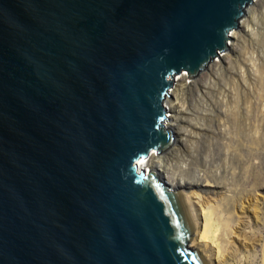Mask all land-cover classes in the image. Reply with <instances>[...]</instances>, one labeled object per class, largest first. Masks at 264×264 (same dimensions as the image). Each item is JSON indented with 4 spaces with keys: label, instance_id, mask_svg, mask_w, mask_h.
<instances>
[{
    "label": "water",
    "instance_id": "water-1",
    "mask_svg": "<svg viewBox=\"0 0 264 264\" xmlns=\"http://www.w3.org/2000/svg\"><path fill=\"white\" fill-rule=\"evenodd\" d=\"M255 0H0V264H211L140 160Z\"/></svg>",
    "mask_w": 264,
    "mask_h": 264
},
{
    "label": "bare ground",
    "instance_id": "bare-ground-1",
    "mask_svg": "<svg viewBox=\"0 0 264 264\" xmlns=\"http://www.w3.org/2000/svg\"><path fill=\"white\" fill-rule=\"evenodd\" d=\"M257 1L258 0L254 1L247 8V14L244 18L243 25L241 28L234 30L231 41L236 39V34H250L252 38L254 36V41L256 40V42H260L259 44L262 43L264 45V30L261 33L257 27H254V22L262 16L261 12L256 13L255 3ZM260 7H262V10L264 11V4ZM261 19L264 20L263 17ZM260 33L261 36H259ZM241 41L242 40H238L240 43ZM229 48L230 44L228 49ZM263 55L264 54H262V56ZM222 56L224 55H220L212 62H218ZM262 56L260 57L261 62L264 61ZM252 64L251 65L254 70V72L252 71V77L256 80L255 82L259 84L256 86L254 85L256 84L254 82L252 86L254 90V92H252L253 94L248 96H239L240 84H247V79L242 76L243 74H241L239 75L237 81H232L233 93L230 96L224 98L223 100H214L212 102L216 110L214 120L217 123V132H222V137L226 139V143L222 146V148H225V165L229 168V175L226 172V175L215 173L213 174L214 176H209L204 174L203 171L201 173V170H197L195 158L196 154L192 151L193 143L190 139H194V137L196 138V133H191V131L186 128H179L180 124L185 122V120L181 121L179 119L180 115L185 116L187 121L188 119H192L188 116L189 112H186L184 109L185 101L183 99V95L185 89H187L185 86L188 83H191L188 80L190 76L187 73L182 74V76H180L181 78L177 80L174 87V95L168 101L169 109L174 114L175 121L168 123L167 126L172 128L173 131L177 132L180 136H183L182 139L180 137L179 141L168 151L163 153H153L147 160H140V167L145 174H149L151 172L157 173L158 176L165 179L170 187L176 192L181 193L179 190L195 189V191H192L190 196L191 199L194 198V201L196 202L193 205V207L196 208L195 249L205 253L211 264H222V260L224 258L230 254H235L233 237L235 234L239 233L238 229L244 226V222L240 220L242 209L240 210L239 208H243L247 202L249 204L250 201L256 199L255 190L258 187H264V174H257L254 168L251 170L252 166L249 164L244 165L243 159L240 156L242 155L241 151L248 153V155L245 154L244 162H246L247 159L252 156L260 158V155L264 152V136L260 135L261 132L264 131V71L262 70V68L264 69V66L260 65L258 61L256 62V60L253 61ZM258 94H260V98L257 100L259 103L257 110L260 123L252 126L250 115L252 116L253 111L255 110L252 99ZM201 101L203 100L201 99ZM206 111L207 107L203 109L204 113L201 114L202 118L208 117V114L205 113ZM207 120L210 122V118ZM183 145L188 148L186 153L190 155L191 159L185 158V160H183L178 166V171H175L172 168L171 163L172 160H174L173 154H177L174 149L177 146ZM169 151L172 153L168 154ZM259 164L261 163L259 162ZM187 174L195 175V178H186ZM229 180L231 184L235 183L236 187L224 189L225 193H220L217 200L210 198V196H207L205 199H199L200 196L198 191L204 189L200 185L202 181L206 182V184L212 183L216 191H221L223 190L224 181L228 182ZM246 180L249 182V189H240L237 185ZM190 197L189 199L186 198L188 204ZM245 197L246 199H244ZM237 209H239V213L237 212ZM251 210H253L256 214L259 211H256L253 207ZM211 256L214 258L212 257L213 259H211Z\"/></svg>",
    "mask_w": 264,
    "mask_h": 264
},
{
    "label": "rangeland",
    "instance_id": "rangeland-1",
    "mask_svg": "<svg viewBox=\"0 0 264 264\" xmlns=\"http://www.w3.org/2000/svg\"><path fill=\"white\" fill-rule=\"evenodd\" d=\"M255 4L256 13L261 12L262 16L254 22V27H257V29L262 33L264 30V20L261 18H264V11L260 6L264 4V0H258ZM261 33L259 36H261ZM235 37L237 40L233 39L230 42V48L221 54L224 56H222L218 62H211L209 67L206 68V70H204L200 76L195 78L189 77L188 80L191 83H188L185 86L187 89H185L183 99L186 105V107L184 105V109L186 112H189L190 115L188 114V116H190L192 119H188L187 121L185 116H179L181 121L185 120L183 124H180L179 128H186L187 130H190L191 133H196V138H190L191 142L193 143L192 151L196 154V169L201 170V173L203 171L204 174L209 176H214L213 174L215 173L226 175V172L228 174L229 169L225 165V148H222V146L226 143V139L222 137V132H217L218 127L214 120L216 110L212 102L214 100L220 101L230 96L233 93L232 81H237L239 75L241 74H243L242 76L247 79V84H240L239 96H248L253 94L252 92H254V90L252 86L256 80H254L252 77V73L254 72L252 63L256 60V62L258 61L260 65L264 66V61L261 62L260 58L262 54H264V45L262 43L259 44L260 42H256V40L254 41V36L252 38L250 34L245 35L239 33V35L236 34ZM238 40H242L241 43L238 42ZM262 58L264 59V55ZM262 70L264 71L263 68ZM254 85L258 86L259 84L256 83ZM259 98L260 94L252 99L253 105L255 107L252 116L250 115L252 126L260 123L257 110L259 106L257 100ZM201 99L203 101H201ZM205 107H207V111L205 113L208 114V117L202 118L201 114L204 113L203 109H205ZM209 118L210 122L207 120ZM260 135L264 136V131H262ZM180 137L182 139L183 136ZM174 150H176L177 154H173L174 160H172L171 163L172 168L175 171H178V166L182 163V161L185 160V158L191 159V157L186 153L188 148L185 145L177 146ZM169 152L168 154L172 153ZM241 154L242 155L240 156L243 159L244 165L249 164L252 166L251 170L254 168L257 174H264V152L260 155V158L252 156L249 157L246 162H244L245 154L248 155V153L241 151ZM259 162L262 165L259 164ZM186 178H195V175L187 174ZM200 185L202 188H204L203 190H206L198 191L200 200L202 198L205 199L207 196L217 200L220 193H225L224 189L236 187V184H231L230 180L228 182L224 181L223 190L221 191H216L212 183L206 184V182L202 181ZM237 186L240 187V189H249V182L246 180L244 182H240ZM179 191L183 193L187 199H189L192 191H195V189H185ZM255 195L256 199L250 201L249 204L247 202L243 208H239L240 210L242 209L240 220L244 222V226L239 228V233L235 234L233 237V242L235 244V254H230L224 258L222 260V264H263L264 187H258L255 190ZM244 199H246V197ZM194 200V198L191 199L190 197L189 205L196 220V208L193 207L196 202ZM252 207L255 208L256 211L259 210L257 214L251 210ZM239 209H237L238 213ZM212 257L213 256L210 258L213 259L214 257Z\"/></svg>",
    "mask_w": 264,
    "mask_h": 264
},
{
    "label": "built area",
    "instance_id": "built-area-1",
    "mask_svg": "<svg viewBox=\"0 0 264 264\" xmlns=\"http://www.w3.org/2000/svg\"><path fill=\"white\" fill-rule=\"evenodd\" d=\"M253 2H254V1H253ZM253 2H252V3H253ZM250 5H251V4H250ZM250 5H249V6H250ZM249 6H248V7H249Z\"/></svg>",
    "mask_w": 264,
    "mask_h": 264
}]
</instances>
